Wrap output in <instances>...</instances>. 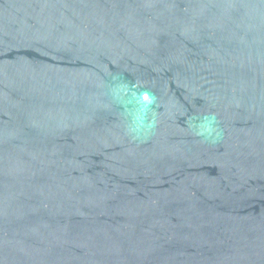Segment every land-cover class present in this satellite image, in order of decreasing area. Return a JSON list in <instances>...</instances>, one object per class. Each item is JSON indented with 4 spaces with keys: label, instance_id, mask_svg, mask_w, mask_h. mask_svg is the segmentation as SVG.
I'll list each match as a JSON object with an SVG mask.
<instances>
[{
    "label": "water",
    "instance_id": "95a60500",
    "mask_svg": "<svg viewBox=\"0 0 264 264\" xmlns=\"http://www.w3.org/2000/svg\"><path fill=\"white\" fill-rule=\"evenodd\" d=\"M0 264H264V0H0Z\"/></svg>",
    "mask_w": 264,
    "mask_h": 264
}]
</instances>
